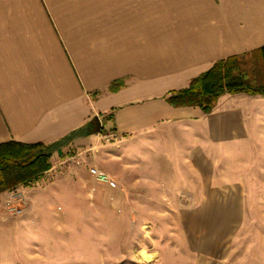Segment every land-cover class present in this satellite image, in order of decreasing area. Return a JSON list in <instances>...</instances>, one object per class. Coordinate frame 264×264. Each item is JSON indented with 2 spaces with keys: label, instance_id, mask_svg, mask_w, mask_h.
I'll use <instances>...</instances> for the list:
<instances>
[{
  "label": "crops",
  "instance_id": "obj_1",
  "mask_svg": "<svg viewBox=\"0 0 264 264\" xmlns=\"http://www.w3.org/2000/svg\"><path fill=\"white\" fill-rule=\"evenodd\" d=\"M261 46L264 0H0V144H50L97 117L115 137L116 195L129 193L118 211L160 215L189 264H264V96L224 94L207 114L164 100ZM26 196L8 224L37 239L3 263L55 264L33 247L69 241L65 229L53 208L34 218Z\"/></svg>",
  "mask_w": 264,
  "mask_h": 264
},
{
  "label": "rangeland",
  "instance_id": "obj_2",
  "mask_svg": "<svg viewBox=\"0 0 264 264\" xmlns=\"http://www.w3.org/2000/svg\"><path fill=\"white\" fill-rule=\"evenodd\" d=\"M100 125V131L86 142L69 144L54 152L51 168L37 183L5 191L7 193L0 197V222L5 224L0 228V264H4L6 256L15 253L13 245L17 247L20 241L31 244L37 239L33 234L21 239L15 225L8 224L10 216L18 214L14 212L16 209L27 206L22 194L27 195L26 198L30 196L27 199L34 218L46 220L47 209L53 208L56 227L65 229L64 237L69 241H54L50 246L39 248L32 246L39 253L54 255L55 264H60L57 259L62 260L63 256L62 264H189L185 246L179 244L185 241L181 231L158 230L160 215L148 213V208L144 209L146 211L139 208L133 222L130 215L117 210L126 205L129 193L124 188L123 199V195H116L118 188L125 187L126 183L111 173L115 137L110 126ZM90 167L107 173L116 182V189L98 184L88 173ZM157 209L150 208L151 211ZM147 218L152 228L144 226ZM166 218L170 222L174 216Z\"/></svg>",
  "mask_w": 264,
  "mask_h": 264
},
{
  "label": "trees",
  "instance_id": "obj_3",
  "mask_svg": "<svg viewBox=\"0 0 264 264\" xmlns=\"http://www.w3.org/2000/svg\"><path fill=\"white\" fill-rule=\"evenodd\" d=\"M123 81L110 84L115 92ZM244 93L264 96V46L227 56L191 79L185 88L168 91L164 96L172 107H196L207 114L224 94ZM97 117L50 144L21 143L10 140L0 144V194L19 186L30 187L51 168V157L62 146L76 137H85L100 131Z\"/></svg>",
  "mask_w": 264,
  "mask_h": 264
},
{
  "label": "built area",
  "instance_id": "obj_4",
  "mask_svg": "<svg viewBox=\"0 0 264 264\" xmlns=\"http://www.w3.org/2000/svg\"><path fill=\"white\" fill-rule=\"evenodd\" d=\"M88 173L98 184L105 186L109 189H116V182L104 171H101L95 167L88 168Z\"/></svg>",
  "mask_w": 264,
  "mask_h": 264
},
{
  "label": "bare ground",
  "instance_id": "obj_5",
  "mask_svg": "<svg viewBox=\"0 0 264 264\" xmlns=\"http://www.w3.org/2000/svg\"><path fill=\"white\" fill-rule=\"evenodd\" d=\"M146 256V255H145ZM145 259V258H144Z\"/></svg>",
  "mask_w": 264,
  "mask_h": 264
}]
</instances>
